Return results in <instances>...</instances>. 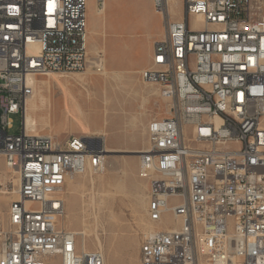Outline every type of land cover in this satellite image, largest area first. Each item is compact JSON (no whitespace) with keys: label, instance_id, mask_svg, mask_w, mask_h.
I'll return each instance as SVG.
<instances>
[{"label":"built area","instance_id":"1","mask_svg":"<svg viewBox=\"0 0 264 264\" xmlns=\"http://www.w3.org/2000/svg\"><path fill=\"white\" fill-rule=\"evenodd\" d=\"M168 5L154 0L164 27L157 74L141 71L168 113L149 121L138 156L152 225L139 262L264 264V0H183L180 19ZM86 24L87 0H0V157L15 180L0 264H105L63 223L67 181L104 170V143L25 123L33 77L88 66ZM15 114L21 130L10 133Z\"/></svg>","mask_w":264,"mask_h":264},{"label":"rangeland","instance_id":"2","mask_svg":"<svg viewBox=\"0 0 264 264\" xmlns=\"http://www.w3.org/2000/svg\"><path fill=\"white\" fill-rule=\"evenodd\" d=\"M182 2L170 1L172 18L181 17ZM152 5V0H104L101 6H97L96 0H87L88 60L94 61L97 55H102L109 71L108 77L97 74L93 64L89 63L82 71H70L75 73L37 77L36 96L28 103V111L36 120L37 132H50L64 141L69 135L95 136V132L101 131L98 127H102L107 134V144L119 149L110 153L103 173L74 177L65 186V226L80 230L85 223L91 230L86 237L88 248L98 247L97 236L103 244L106 264H140V243L149 227L146 214L148 183L138 174V153L129 150L137 146L138 151L146 146L147 119L164 115L166 103L163 100L156 104L160 99L158 94L149 97L151 107H146L141 113L139 110L137 135L129 120L135 114L132 104H140L133 99L145 93L141 87L146 84L141 71L151 66L152 53L147 44L159 40L164 31L162 18ZM188 22L191 24L193 17L190 16ZM117 68L130 73L119 78L117 73L116 78L111 70ZM135 70L138 72H132ZM144 97L147 100V94ZM64 102L73 113L76 103L80 105L85 116L83 120L88 121V133L82 132L73 117L65 113ZM12 119L14 127L9 132H20L21 114L12 115ZM93 128L94 133L91 131ZM107 163L113 167L108 168ZM7 180L4 161L0 158V188ZM6 184L10 190V183ZM10 199V194L0 193L2 221ZM164 221L169 226L173 225L168 217Z\"/></svg>","mask_w":264,"mask_h":264},{"label":"bare ground","instance_id":"3","mask_svg":"<svg viewBox=\"0 0 264 264\" xmlns=\"http://www.w3.org/2000/svg\"><path fill=\"white\" fill-rule=\"evenodd\" d=\"M170 1L171 0H169V4H170ZM152 3H153V5H154V0H152ZM152 5V6H153ZM102 10H104V8L102 9ZM153 10L155 11V13H157V14H159L160 16H161V18H162V14L160 13V12H158V11H156L155 9H154V7H153ZM168 10H169V5H168ZM197 19H199V20H201V18L200 17H196ZM162 21H163V18H162ZM86 31H87V24H86ZM164 32V31H163ZM163 35V34H162ZM103 60H104V58H102L101 59V61L103 62ZM89 64H94V61H91L90 59H89ZM159 65V53H158V47H157V45L156 44H154L153 45V48H152V54H151V66L150 67H148V68H145L142 72H143V74H157V67H154V66H158ZM91 66V65H90ZM96 71V70H95ZM97 72V74H101L103 77H108V75H109V71L104 67V62H103V69L99 72V71H96ZM70 73H75V72H70ZM69 73V74H70ZM111 73H113L114 74V76L116 77L117 76V71H111ZM50 75H59V76H62V75H64V73H48V75H46V76H39V77H49ZM38 77V76H37ZM37 77H33V79L31 80V82H32V84H33V86H34V89H35V91H34V93H33V95L26 101V107H25V123H26V129H27V131H33L34 133H39V132H37V129H36V120L34 119V117L32 116V112L30 113L29 111H28V103L30 102V101H32V99L36 96V87H35V80H36V78ZM113 77V76H112ZM54 81H55V78H52ZM59 84H61L60 82H58ZM145 83H148V82H145ZM148 84H151V83H148ZM40 87V86H39ZM48 89H49V85H48ZM50 90V89H49ZM39 91V90H38ZM48 92V91H47ZM39 94V93H38ZM42 94V93H41ZM45 96V95H44ZM159 96H160V92H159ZM161 97V96H160ZM50 98V97H49ZM162 98V97H161ZM36 99H38V98H36ZM163 99V98H162ZM164 101H165V99H163ZM49 102H50V100H49ZM44 104H45V102H44ZM41 105V104H40ZM42 107V106H41ZM42 109V108H41ZM49 109V108H48ZM75 110H74V112L75 113H73V112H71L70 111V109H69V107H68V104L66 103V102H64V111H65V113L67 114V115H70V116H72L73 117V119L77 122V124L78 125H80L81 126V129H82V132H84V133H88L90 130H89V127H88V124H87V120L86 121H84L83 119H84V115L82 114V112H81V107H80V105L78 104V103H76V105H75V108H74ZM47 110V109H46ZM51 110V109H50ZM49 110V111H50ZM168 113V105L166 104V114ZM43 114V113H42ZM40 115V114H39ZM37 117V116H36ZM35 117V118H36ZM43 117H45V116H43ZM42 118V117H41ZM47 123V122H46ZM48 124V123H47ZM38 127V126H37ZM104 132H103V130H101L100 132H95V134H102V135H106V134H103ZM39 134H49V135H52V134H50V133H39ZM84 137H87V138H90L89 136H85L84 135ZM91 138H94V137H91ZM95 139V138H94ZM100 140L104 143V138L103 137H100ZM103 146H104V149H105V152H106V159L108 158V157H110L111 155H110V153L111 152H114V151H118L119 149H112V148H108V146H105V143L103 144ZM145 148V147H144ZM142 149H140V150H138V151H136V150H129L130 152H135V153H138L136 156H137V158H138V156H139V152L141 151ZM1 158V157H0ZM107 165H108V168H112L113 166L110 164V163H107ZM4 168H5V174H7L8 175V179L9 180H7V181H5V182H3V184H4V186H5V184L6 183H9V182H12V183H14L15 182V180H14V178H13V174H12V172H11V170L8 168V167H6L5 166V164H4ZM104 170H105V168H104ZM104 170L101 172V173H103L104 172ZM100 174V173H99ZM98 175V174H97ZM92 176H94V175H92ZM92 176H90V177H92ZM77 177V176H76ZM68 181H70V180H68ZM67 181V182H68ZM91 183L93 184V179H91ZM0 193L1 194H10L11 195V199H10V201L14 198V194L12 193V191H10V190H8V189H6L5 187H2V188H0ZM92 197V196H91ZM9 201V202H10ZM5 218H6V214H5ZM65 218V217H64ZM1 219V218H0ZM2 220V219H1ZM65 219H63V223L65 224V221H64ZM3 221H5V219L3 220ZM149 229L150 228H152V225L150 226L149 225V227H148ZM74 232H76L77 234H79V236L81 237V239H83L84 240V243H85V247H86V241H87V239H86V237L87 236H89V234H90V229H89V227H87L86 226V224L85 223H83L82 224V228L80 229V230H73ZM93 232V231H92ZM94 233V232H93ZM96 234V233H95ZM95 240H96V244H97V248H99V249H101L102 250V248H103V244H102V242L100 241V239L96 236L95 237ZM102 252H103V250H102ZM104 258H105V256H104ZM140 263V262H139ZM105 264H106V261H105Z\"/></svg>","mask_w":264,"mask_h":264},{"label":"crops","instance_id":"4","mask_svg":"<svg viewBox=\"0 0 264 264\" xmlns=\"http://www.w3.org/2000/svg\"><path fill=\"white\" fill-rule=\"evenodd\" d=\"M181 18V17H180ZM180 18H177V19H180ZM156 41V40H155ZM153 45H154V42H153V44L151 43V41H150V43L149 44H147V48H153ZM152 54V53H151ZM151 60V59H150ZM103 62H104V67L106 68V65H105V60H103ZM143 69H145V68H143ZM142 69V70H143ZM111 71H118V78L121 76V75H124V74H127V73H130V72H124V71H120L118 68L117 69H114V70H111ZM132 72H138V70H135V71H132ZM116 77V78H117ZM143 89H144V91H145V93H141L137 98H135V99H133V101H140V104H138V105H136V106H134L133 104H132V107H131V109H133V110H135V114L133 113L132 115H131V118H130V120H129V124H130V127L131 128H133L134 129V133H136V135H137V130H136V128H137V122H139V117H138V114H140L141 113V110H144L146 107H151V101H150V98L149 97H151V96H153V95H156V94H158L159 95V88L155 85V84H148V83H146L145 85H143V86H141ZM145 94H147V100H146V98L144 97V95ZM160 97V96H159ZM145 102H147V103H145ZM161 102H163V99L160 97V99H158V101H157V103L156 104H160ZM139 110H140V113H139ZM122 111L124 112V113H126V111L124 110V108L122 109ZM154 117H152V119H153ZM149 120L150 119H147V124L149 123ZM98 129L99 130H103L104 131V134H106V131L102 128V127H98ZM91 131H93V133H94V131H95V128H93V129H91ZM50 133V132H49ZM51 134V133H50ZM95 134V133H94ZM107 135V134H106ZM106 135H102V134H95V136H89V135H85V136H89V137H94L95 139H100V137H103L104 138V143H105V146H108V148H112V149H115L114 147H112V146H110V145H108L107 144V140H106ZM135 138H136V136H135ZM134 149L136 150L137 149V146H135L134 147ZM133 149V150H134Z\"/></svg>","mask_w":264,"mask_h":264}]
</instances>
